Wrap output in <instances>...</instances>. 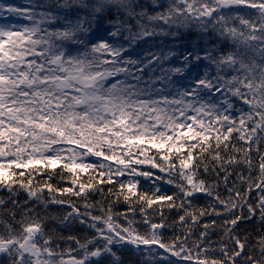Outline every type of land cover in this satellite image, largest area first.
<instances>
[{"label": "snow or ice", "instance_id": "6c2138e0", "mask_svg": "<svg viewBox=\"0 0 264 264\" xmlns=\"http://www.w3.org/2000/svg\"><path fill=\"white\" fill-rule=\"evenodd\" d=\"M11 17L17 22L0 24V188L15 195L18 185L37 204L67 206L60 223L78 221L94 234L83 241L68 237L76 249L58 252L35 206L24 209L20 221L15 211L4 209L20 230L0 219V258L7 264H120L113 248L132 245L149 253L158 247L183 264H237L238 258L264 264V234L254 245L247 235L243 240L235 235L242 220L258 216L264 224V0H28L23 8L0 3V19ZM102 25L106 34H100ZM193 27L198 39L191 50L167 42ZM141 44L147 48L136 52ZM166 62L170 66L164 67ZM240 165L235 175L246 190L233 184L222 198L216 191L220 172L227 186ZM201 166L217 182L200 178ZM150 169L167 173V179ZM43 173L48 180L33 187L34 175ZM64 173L71 176L69 186L48 182L56 175L65 180ZM124 176L130 179H118ZM136 177L177 191L141 192ZM105 184L119 185L117 201L122 197L130 212L133 202L141 205L148 231L139 232L128 213H113L111 206L92 214L96 205L88 202L89 193L103 194ZM254 189L258 195L250 203ZM197 194L215 203L196 208ZM71 197L84 198V211ZM161 202L182 211L174 223L184 226L207 215L226 216L219 248L208 236L216 221L203 225L194 248L185 246L190 227L184 239L165 242L159 230L170 225L163 215L159 223L146 215V207ZM5 203L0 199V209ZM245 206L247 216L234 215ZM210 251L220 256H209Z\"/></svg>", "mask_w": 264, "mask_h": 264}, {"label": "trees", "instance_id": "16d2710c", "mask_svg": "<svg viewBox=\"0 0 264 264\" xmlns=\"http://www.w3.org/2000/svg\"><path fill=\"white\" fill-rule=\"evenodd\" d=\"M14 6L17 7H27L28 6V0H11ZM106 27V25H102L100 28V34H106L104 33L103 29ZM195 28V27H193ZM192 29V28H191ZM182 40L187 42L188 37L186 35L181 36ZM180 51H182V47L179 45H176ZM155 50V49H153ZM172 64H174L171 61ZM170 64L166 62L164 64V67H168ZM159 73H157L158 75ZM175 80H179V77H173ZM157 87H160L158 84ZM174 90V89H173ZM234 142H236L234 140ZM238 143L239 146V142ZM260 148L262 151H264V143L260 145ZM155 150H152L150 155H154ZM253 159L258 160V155L256 152L252 153ZM156 161L158 163L164 164L163 161L159 160V157L156 156ZM207 159V158H205ZM88 162H98V158L95 157H89ZM106 164L108 162H105ZM167 167V165H164ZM115 167V166H114ZM146 170L148 169L147 165L142 166ZM243 169V165H240L235 168V171H233V175L229 177L227 186L223 183V177L224 173L220 172L219 176V182L218 187L216 188V191L220 194L222 198H226L228 193V188L232 187L233 184H236V187L240 190L241 193H243L246 190V185H241L236 178L235 172L241 171ZM154 173L160 176H164L167 179V173H160L157 169H150ZM229 170L232 171V167L229 166ZM20 171V170H17ZM57 173H59V169L56 170ZM219 171V170H218ZM244 174L248 175L247 170L244 169ZM95 175V173H93ZM199 175L200 178L207 180L209 183L217 182L216 175L213 174H206L203 170V166L199 169ZM253 176L256 175V172L253 171ZM65 180H61L59 178V175L54 176L50 181L51 184L58 188H63L66 186H69L68 181L71 179V176L68 173H64ZM174 179H177L176 177H173ZM82 179L87 182L89 179L88 175L82 176ZM121 181H127L130 179L128 176L119 177L118 178ZM137 180H139V190L141 192H149L151 194L154 191L155 187H159L160 194H167L172 195L177 191V189L170 184L164 183L162 181H157L155 185H153L150 181L145 180L143 177H136ZM46 180H48V173H43L40 175H34L33 179V187H36L38 184H43ZM16 187L15 195H10L8 190L6 188H0V199H4L6 201L5 205L3 206V209H0V219H3L7 223L12 224V227L16 229L17 231L20 230V225L15 223V221H20L22 218V212L26 208H33L35 206V211L39 213L41 216L44 217V231L47 236L52 237V246L56 248L58 252L66 251L68 249H76L77 245L75 240H69L68 237H76L77 239H80L83 241V238L85 236H91L94 234L93 230L88 228L85 224H80L77 222H72L65 225H62L59 221V218H61L66 212L70 211V209L67 206H61L57 204H51L49 203L47 207H44L43 205L37 204V201L35 199L29 200L27 191L24 189L19 188V186ZM103 187V194L101 192H91L88 196V202L96 205L93 209H91L93 215H101L100 207H103L107 209L109 206H111L113 213H128V219L134 220L136 223L134 224V227L137 228V230L141 233H144L148 231V226L143 223L144 216L141 215L140 207L141 205L139 203L133 202L131 204V207L134 208V212H130L129 208L130 205L128 203H125L123 198L121 197L117 201L116 193L119 189L118 184H112V185H102ZM111 188L113 191L112 195H109L108 189ZM43 197L47 199L49 197V193L47 190H45L42 193ZM58 195V194H55ZM258 195V190H253L250 194V203L256 202V197ZM62 199H69V197L64 196L60 197ZM16 200L20 207L13 209V205L11 203L12 200ZM73 202L77 204L78 207H80L81 211H84L82 205L84 203V198H76L71 197L70 198ZM27 201V203H25ZM99 202V203H97ZM179 203V201H177ZM192 203L194 207L196 208H202L207 207L209 204H214L215 202L212 200V198L207 197L203 194H197L195 198H193ZM146 207V206H145ZM215 208L217 211H222V206L219 204L215 205ZM4 209H10L15 211V221L12 220L11 216L7 211H4ZM211 211V209H210ZM161 214L165 218L166 222L170 227L160 229L159 231L162 232V239L165 242H171V238L174 236H179L182 239L185 238V234L189 233V227H190V234L187 236V242L186 247L187 248H194V244L199 241L200 233L204 231L203 225L204 224H211L212 221H216V226L208 229V236L209 239L213 242V248H219L221 243V237L223 236V227L221 226L223 224L224 219H226V216H216V215H207L200 217V221L196 225H192L191 221H188V226L181 225L179 223H174V221L178 220V216L183 214L182 211L178 212L177 209H169L166 206V202H161L160 204L153 205L152 208L146 207V215L147 217L154 223L161 222ZM247 216V207L245 206L242 210L237 208L234 210V215H241ZM31 215V214H30ZM55 217L56 219H53ZM116 221L121 224H126V220L121 216L115 217ZM0 231H3V225H0ZM264 234V224L259 223L258 216L256 218H253L252 220H242L239 222L238 227L235 229V235L239 236L241 240L244 239V237L248 236V244L254 245L256 243V239L259 235ZM224 243H229L227 240V237H224ZM42 243V241H41ZM207 242H205L206 244ZM155 247V246H154ZM233 245L229 243V248L231 249ZM113 251L117 252V255L120 257V264H172V262H176V264H183V262L178 261L176 257L171 256L170 253H165L163 249H159L156 247L155 252L149 253L147 248L145 246H141L140 250L137 251L134 246L132 245H126L124 247H114ZM209 256H215L219 257L220 253L219 251H210L207 253ZM248 254V249H245V255ZM73 255H82V253H73ZM0 264H7V261L4 258H0ZM106 264V262H105ZM237 264H244L243 258L237 259Z\"/></svg>", "mask_w": 264, "mask_h": 264}, {"label": "bare ground", "instance_id": "6f19581e", "mask_svg": "<svg viewBox=\"0 0 264 264\" xmlns=\"http://www.w3.org/2000/svg\"><path fill=\"white\" fill-rule=\"evenodd\" d=\"M184 31V35H186L188 37V39L191 37V39L196 37V28H192V29H188V30H183ZM180 39V37H179ZM191 50V49H189Z\"/></svg>", "mask_w": 264, "mask_h": 264}, {"label": "rangeland", "instance_id": "374dc122", "mask_svg": "<svg viewBox=\"0 0 264 264\" xmlns=\"http://www.w3.org/2000/svg\"><path fill=\"white\" fill-rule=\"evenodd\" d=\"M183 41H184V40H183ZM183 41H182V42H183ZM183 43H185V41H184Z\"/></svg>", "mask_w": 264, "mask_h": 264}]
</instances>
